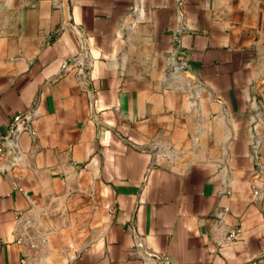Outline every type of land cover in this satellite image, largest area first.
Returning a JSON list of instances; mask_svg holds the SVG:
<instances>
[{
    "label": "crops",
    "instance_id": "1",
    "mask_svg": "<svg viewBox=\"0 0 264 264\" xmlns=\"http://www.w3.org/2000/svg\"><path fill=\"white\" fill-rule=\"evenodd\" d=\"M31 111L0 264H264V0H0V137Z\"/></svg>",
    "mask_w": 264,
    "mask_h": 264
},
{
    "label": "built area",
    "instance_id": "2",
    "mask_svg": "<svg viewBox=\"0 0 264 264\" xmlns=\"http://www.w3.org/2000/svg\"><path fill=\"white\" fill-rule=\"evenodd\" d=\"M77 68L78 74L82 81L88 86L92 85L91 77V64L89 62V56L87 52H82L80 55L65 61L63 64V71ZM32 111L13 116L8 132L0 137V159L7 153L9 146H17V138L21 131L28 130L31 124ZM241 235L240 230H236L229 235V240L235 241ZM151 257L155 258L157 264H171V261L167 256H161L158 254H151Z\"/></svg>",
    "mask_w": 264,
    "mask_h": 264
}]
</instances>
